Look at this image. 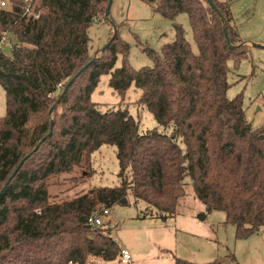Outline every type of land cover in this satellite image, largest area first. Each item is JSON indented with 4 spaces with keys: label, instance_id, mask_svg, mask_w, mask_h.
<instances>
[{
    "label": "trees",
    "instance_id": "1",
    "mask_svg": "<svg viewBox=\"0 0 264 264\" xmlns=\"http://www.w3.org/2000/svg\"><path fill=\"white\" fill-rule=\"evenodd\" d=\"M25 1L0 10V264H88L91 257L121 264L109 229L88 220L128 196L166 219L191 189L209 212L225 214L237 240L264 230V125L247 120L243 93L227 95L228 62L238 68L250 53L230 0H161L155 10L163 18L188 16L198 53L176 24L173 42L159 52L144 47L153 66L140 69L128 62L120 26L100 55L91 53L90 29L111 24V0H31L32 15ZM103 75L122 95L142 90L138 103L165 131L140 134L128 109L101 111L91 98ZM103 146L117 148L120 185L52 202L53 179L91 167Z\"/></svg>",
    "mask_w": 264,
    "mask_h": 264
},
{
    "label": "rangeland",
    "instance_id": "2",
    "mask_svg": "<svg viewBox=\"0 0 264 264\" xmlns=\"http://www.w3.org/2000/svg\"><path fill=\"white\" fill-rule=\"evenodd\" d=\"M9 1V0H5ZM161 0H113L110 22L120 26L121 38L129 43L127 57L134 69L153 66V60L144 47L159 52L163 45L176 39L175 25L184 28L185 39L198 53L193 31L186 14L174 20L163 18L155 10ZM226 1V0H222ZM236 26L244 42H250L249 57L235 68L228 62V98L243 93L246 118L254 128L264 125V0H230ZM114 32L112 23H96L90 29L92 55H100ZM2 49L10 55L14 38ZM123 64L119 56L116 68ZM110 75H103L92 94V102L105 112L125 110L139 122V133L158 129L164 132L154 116L138 103L143 92L132 86L125 95L110 87ZM6 115V94L0 84V119ZM117 148L103 146L92 157L91 167H75L72 172L54 178L49 189L52 202H63L88 193L95 187L114 188L120 185ZM191 189L183 200L179 212L166 219L145 214V203L128 196L127 203H115L103 217V227L121 249L132 255V264H175V259L205 264L219 261L222 264H264V230L252 240H237L235 227L225 222V214L209 212ZM205 216L204 220L200 216ZM261 238L263 239L261 241ZM249 239V238H248ZM236 256V257H235ZM88 264H108L101 258L91 257ZM111 264V263H110Z\"/></svg>",
    "mask_w": 264,
    "mask_h": 264
},
{
    "label": "built area",
    "instance_id": "3",
    "mask_svg": "<svg viewBox=\"0 0 264 264\" xmlns=\"http://www.w3.org/2000/svg\"><path fill=\"white\" fill-rule=\"evenodd\" d=\"M25 4H26L25 13L32 15L33 12H32V9H30L31 0H26ZM8 9H10L9 1L0 0V10H8ZM35 17H38V16H35ZM7 42H8L7 39L4 38L2 40V47H3V45L7 44ZM108 214H109L108 210H103L101 214H95V215L91 216L88 220V223L91 226H95V227L103 226V224H104L103 217L107 216ZM120 263L121 264H132V255H131L129 250L121 249Z\"/></svg>",
    "mask_w": 264,
    "mask_h": 264
},
{
    "label": "water",
    "instance_id": "4",
    "mask_svg": "<svg viewBox=\"0 0 264 264\" xmlns=\"http://www.w3.org/2000/svg\"><path fill=\"white\" fill-rule=\"evenodd\" d=\"M112 3H113V0L110 1L109 5H108V7H107V11H106V17H107V18L110 17ZM111 23H112V25H113V27H114V33H117L118 30H119L118 27H117V25H116L114 22H111ZM254 46H255V47H259V48L264 47V46H262V45H260V44H258V45L256 44V45H254ZM29 156H30V155H29ZM29 156H28V157H29ZM28 157H26V158L20 163V165L18 166V168H17L16 171L14 172V175L17 174V172L19 171L21 165L25 162V160H26ZM120 203H121V204H126V203H127V200H126V199H122V200L120 201ZM200 219H201V220H204V219H205V216H203V215L200 216Z\"/></svg>",
    "mask_w": 264,
    "mask_h": 264
},
{
    "label": "crops",
    "instance_id": "5",
    "mask_svg": "<svg viewBox=\"0 0 264 264\" xmlns=\"http://www.w3.org/2000/svg\"><path fill=\"white\" fill-rule=\"evenodd\" d=\"M246 46L250 45V42H244ZM263 230H260L258 233H256L255 235H253L252 237H250L249 239H246L247 241L248 240H252L254 237H257L259 235L260 232H262ZM263 239L261 238V241ZM236 257V256H235ZM237 264H239V262L237 261Z\"/></svg>",
    "mask_w": 264,
    "mask_h": 264
}]
</instances>
